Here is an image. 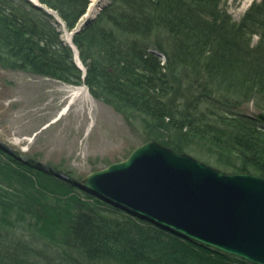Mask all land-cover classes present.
Listing matches in <instances>:
<instances>
[{
    "label": "trees",
    "instance_id": "1",
    "mask_svg": "<svg viewBox=\"0 0 264 264\" xmlns=\"http://www.w3.org/2000/svg\"><path fill=\"white\" fill-rule=\"evenodd\" d=\"M74 31L91 0H38ZM46 17V18H45ZM0 0V65L86 86L158 143L264 176V0L235 21L224 0H111L73 36ZM156 52L161 53L162 56ZM0 144V264H251L134 216Z\"/></svg>",
    "mask_w": 264,
    "mask_h": 264
},
{
    "label": "water",
    "instance_id": "2",
    "mask_svg": "<svg viewBox=\"0 0 264 264\" xmlns=\"http://www.w3.org/2000/svg\"><path fill=\"white\" fill-rule=\"evenodd\" d=\"M27 1L44 9L38 0ZM252 117L264 125V112ZM80 186L188 240L264 264V176L223 171L147 140L125 160L82 178Z\"/></svg>",
    "mask_w": 264,
    "mask_h": 264
},
{
    "label": "rangeland",
    "instance_id": "3",
    "mask_svg": "<svg viewBox=\"0 0 264 264\" xmlns=\"http://www.w3.org/2000/svg\"><path fill=\"white\" fill-rule=\"evenodd\" d=\"M256 1L224 0L237 22ZM110 2L91 0L99 8L84 16L74 31H69L51 9L42 10L54 16L50 22L61 32V40L67 43L70 34L73 43V36L82 31L85 22L95 20ZM239 112L250 116L259 113L253 104L242 106ZM145 137L114 108L94 98L86 86L73 87L0 65V144L23 158L82 179L125 160Z\"/></svg>",
    "mask_w": 264,
    "mask_h": 264
},
{
    "label": "bare ground",
    "instance_id": "4",
    "mask_svg": "<svg viewBox=\"0 0 264 264\" xmlns=\"http://www.w3.org/2000/svg\"><path fill=\"white\" fill-rule=\"evenodd\" d=\"M32 1L37 2V0H32ZM98 8H99V6L94 7V5H92V3H91L85 16L86 17L90 16V12L95 11V10L97 11ZM67 43L71 44L73 46L74 52H75V60H76L77 64L85 70V67L82 65V63L79 60V54H78L77 48L72 43V35H70V34L67 37Z\"/></svg>",
    "mask_w": 264,
    "mask_h": 264
}]
</instances>
